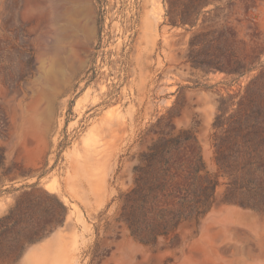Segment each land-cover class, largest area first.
Instances as JSON below:
<instances>
[{"label": "rangeland", "instance_id": "1", "mask_svg": "<svg viewBox=\"0 0 264 264\" xmlns=\"http://www.w3.org/2000/svg\"><path fill=\"white\" fill-rule=\"evenodd\" d=\"M171 2L192 19L205 7L194 25H172ZM105 10L101 20L96 0H0V264H264V196L240 205L247 190L227 197L229 177L173 241L143 243L131 229L140 175L158 187L144 209L153 225L192 198L200 157L217 173L215 123L264 127V0ZM236 61L243 75L229 71ZM260 138L254 159L236 146L251 198L263 193Z\"/></svg>", "mask_w": 264, "mask_h": 264}, {"label": "trees", "instance_id": "2", "mask_svg": "<svg viewBox=\"0 0 264 264\" xmlns=\"http://www.w3.org/2000/svg\"><path fill=\"white\" fill-rule=\"evenodd\" d=\"M96 1L100 9V16L102 17L101 20H103L106 12V0ZM203 7L205 6H202L200 10L193 12L192 19L184 17L179 13L176 14L173 8V3L171 2V6L168 9V15L171 17V24L186 25L187 23H190L194 25L195 22H197ZM191 45L193 47L195 44L192 42ZM206 63H208L210 67L222 69L221 65L217 62L209 61ZM236 63L237 64L231 67L229 71L243 75L245 73L244 70H242L243 66L239 61H236ZM221 109L224 110L222 106ZM224 125H226V127H224ZM215 127L223 129L224 135L223 137L218 134L215 135V146L217 147L215 159L218 164L217 173L214 175L211 174L207 170L202 157H200L197 165L193 168L192 181L195 191H192V198L181 197V199L176 202L178 204V208L175 210L168 208L161 209L160 212L156 214L153 225L146 222L144 209L150 203L151 199L154 200L156 198L155 192L158 187L146 175L145 177L140 175L137 178V228L131 224V229L141 242L157 243L160 238L173 241L178 237V228L184 220H187L188 218H195L199 221L201 217H204L215 204L216 189L219 185L220 176L232 178L229 182V190L226 194L227 197L229 196L232 198L235 193L239 192V189L247 190V193L245 194L247 196H243L244 198H241L238 201L239 204L252 209H256L260 204L258 197L264 196V185L261 188L263 193H261V195L259 193H255L257 196H255V198H251V190L256 192L257 189L254 186L249 187V182H246V185L238 186L234 164L238 160V157L235 155L237 151L236 146L238 145V139L245 145L244 156L251 159L257 157L256 150H253V155L250 148L259 145V143L256 142L257 135H260V140L264 143V127L256 128L255 123L243 122L241 120L231 123L218 122L215 123ZM186 139H188V137H186ZM155 157V154L150 152L145 159L148 162H152ZM247 165L251 167L254 164L253 162L246 164L242 168L243 171L245 170L244 174L249 173V169H246ZM162 189L163 187H161V190Z\"/></svg>", "mask_w": 264, "mask_h": 264}]
</instances>
